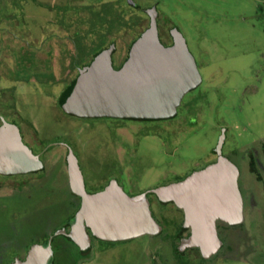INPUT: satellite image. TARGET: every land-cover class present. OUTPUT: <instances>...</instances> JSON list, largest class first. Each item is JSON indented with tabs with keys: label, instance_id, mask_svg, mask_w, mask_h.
Wrapping results in <instances>:
<instances>
[{
	"label": "rangeland",
	"instance_id": "obj_1",
	"mask_svg": "<svg viewBox=\"0 0 264 264\" xmlns=\"http://www.w3.org/2000/svg\"><path fill=\"white\" fill-rule=\"evenodd\" d=\"M41 1L51 5L61 2ZM71 1L80 5V12L68 11L64 20L70 24L67 29L51 24L55 10L39 8L37 0H0V23L25 43L20 40L13 43L16 45L4 46L12 60L6 57V66H0V86L31 77L36 81L20 84V89L15 83V89L3 91L0 115L20 127L24 141L37 153L49 143L67 142L78 157L89 192L116 180L131 195L172 183L178 176L215 161L221 131L226 129L223 154L240 168L244 221L234 226L219 224L223 245L210 258L202 257L194 248L182 255L177 253L176 232L173 229L169 233L167 228L172 226L167 225L163 233L154 236L116 242L93 239L89 257L81 260L82 252L65 235V226L75 217L80 201L69 188L67 175L52 168L60 164V171L66 169L65 148L55 146L42 157L46 173L0 175V186L17 187L13 192L2 188L0 192V264H13L32 245L46 247L47 242L53 244L54 264H264V0H135L143 6L160 2L162 42L170 44V27H179L203 77L202 85L184 97L178 116L159 123L155 135L142 134V122L80 119L62 111L59 99L70 82L66 65L73 52L65 36L74 30L73 22L79 20L76 17L93 21L104 31L107 25L93 14L97 9L110 19L115 11L125 15L134 8L127 0H120L121 4L117 0ZM106 2L109 5L103 8ZM91 3L94 10L89 13ZM27 4L32 15L28 19L21 12ZM125 17L128 21L129 15ZM87 25L80 24L82 33L88 32ZM123 26L108 29L117 42L116 66L140 33ZM53 33L55 37L49 41ZM0 35L7 39L8 34ZM111 40L105 41L110 45ZM36 41L45 43L43 50L37 52ZM96 41L95 37L87 38L89 48L79 49L80 55L74 57L78 65L91 60L95 52L91 46ZM29 42L34 44L30 47ZM60 43L64 44L62 48ZM68 48L69 54L63 55L62 49ZM60 56L64 58V71ZM51 66L57 78L67 77L66 84L48 83L53 80ZM251 154L257 160L254 167ZM39 176L44 180L30 183ZM172 211L169 215L181 221L180 211ZM159 215L156 208V218L165 225L164 216Z\"/></svg>",
	"mask_w": 264,
	"mask_h": 264
},
{
	"label": "water",
	"instance_id": "obj_2",
	"mask_svg": "<svg viewBox=\"0 0 264 264\" xmlns=\"http://www.w3.org/2000/svg\"><path fill=\"white\" fill-rule=\"evenodd\" d=\"M150 27L133 43L129 57L119 70L112 65V45L96 56L91 65L63 93V109L86 118L167 119L177 114L183 97L202 82L196 60L186 39L172 30L173 44L164 46L158 35L157 12H150ZM225 130L217 145V160L193 172L186 179L135 196L128 195L116 182L103 191L89 194L78 160L70 150L68 173L70 187L81 197L72 237L82 249L91 238L125 241L154 236L162 226L152 215L148 193L160 201L173 202L183 211V226L190 235L180 243V250L199 249L210 258L222 247L218 223L239 225L244 221V200L239 187V168L222 154ZM42 167L39 156L23 143L19 129L4 123L0 127V172L23 174ZM48 252L34 246L25 261L14 264H45Z\"/></svg>",
	"mask_w": 264,
	"mask_h": 264
},
{
	"label": "flooded vegetation",
	"instance_id": "obj_3",
	"mask_svg": "<svg viewBox=\"0 0 264 264\" xmlns=\"http://www.w3.org/2000/svg\"><path fill=\"white\" fill-rule=\"evenodd\" d=\"M61 2H58V3H56V4H54V5H51V4H49V3H47V2H43V1H41V0H37V2L38 3H36L37 5H38V7L40 8H44V9H46V10H48V9H54L55 10V13H54V18H55V20H50V23L51 24H53L54 26L55 25H61V27H65V28H67L68 29V26L70 25V24H66L65 23V18L67 17V13H68V11L70 10V9H73L74 11H75V13H79L80 12V5H76V4H72V1L71 0H67V3H64V0H60ZM89 1V0H88ZM120 4H121V1L120 0H117ZM154 2V1H153ZM27 3H32V0H27ZM106 3H109V2H106ZM127 3H129V5H131V6H133L134 8H133V10H131V12L130 13H138V14H141V15H143L142 13H143V11L141 10V11H138V10H140L139 8L137 9L136 7H137V2H135V0H127ZM50 5V7L48 8V6ZM140 4V3H139ZM28 4H27V6H25L24 5V8L22 9V11L21 12H23L24 14H25V17L28 19L30 16H32L31 15V13L29 12V9H28ZM66 6H67V8H66ZM140 6L142 7L143 5H141L140 4ZM22 7V6H21ZM93 5H92V3L90 4V6H89V13H90V11L92 12L93 11ZM97 8V7H96ZM153 8H155V10H156V12H157V16H156V23H157V28H158V35H159V39H160V41H161V43L164 45V46H166V47H168V46H171L172 44H173V37H172V30L169 32V37H170V44H168V45H165L163 42H162V40H161V38H160V32H159V26H158V21H157V19H158V11H157V9H156V7H151V8H149L148 10H147V20L145 19V20H143L141 23H140V25H138L135 29H136V31H139V32H141V34H140V36H138L131 44H130V47L125 51V54H123V55H121V59L119 60L120 62H119V64H118V66H116V64H115V60H114V55L117 53V42H114V43H111L107 48H105L102 52H104V51H106V50H108L112 45H114V50H113V52L111 53V60H112V65H113V68L115 69V70H119L122 66H123V64L125 63V61L128 59V57H129V52H130V50H131V47H132V45H133V43L134 42H136L140 37H141V35L150 27V23H151V18H150V14H149V12L153 9ZM50 11V10H49ZM91 15L89 14V16L87 17V18H89ZM127 16V15H126ZM143 17H144V15H143ZM76 18H79V20L76 22V19H75V22H73V24H74V30L71 32V33H69V34H67V36H65V37H67V40H69V42L73 45V52L71 53V54H69V48L68 49H62V54L64 55V54H66V55H68L69 54V62H68V64L66 65L67 66V69H66V75H67V77H70V82L69 83H72L79 75H80V70L81 69H83L84 67H86V66H89V65H91V63L95 60V58H96V56L97 55H99V54H95L92 58H91V60L89 61V62H87L86 64H84L83 66H76L75 67V65H73L72 64V61L74 60V57L77 55V45L76 44H78V42L80 41V39L82 38V37H84V36H87V38L89 37V38H93V37H95L96 38V36H95V34H94V32L96 31L95 29L96 28H91V25H92V22L91 23H88L87 21H81V16H77ZM145 18V17H144ZM82 22H85V24H88L87 25V27H85V29H89L88 30V32L86 31V32H83L82 33V28H80V24L82 23ZM146 23L145 25H144V27L140 30H138L137 28L139 27V26H142L143 25V23ZM72 24V25H73ZM76 25H78V26H76ZM148 26V27H147ZM8 28V29H7ZM91 30H93V31H91ZM78 31V32H77ZM180 32V31H179ZM0 33H2V34H8L7 35V39L4 37V35H0V66H6V62H7V58L6 57H10L9 59L10 60H12L11 58H12V55H11V53H9V51L6 49V47H4L5 45H8V46H11V45H16V44H13V43H16V42H19L21 39L12 31V29L10 28V27H4L3 26V24L2 23H0ZM182 33V32H181ZM11 34V35H10ZM88 34V35H87ZM51 36L49 37V41L53 38V37H55V33H53V34H50ZM182 35H183V33H182ZM184 36V35H183ZM87 38H86V40H87ZM109 38H111V39H113V35H109ZM184 38H185V36H184ZM186 39V38H185ZM22 44L24 43L22 40L20 41ZM37 43H38V47L39 48H37V52H39V50L40 49H42L43 47H44V45H45V43H40L39 41H36ZM77 42V43H76ZM87 42V41H86ZM31 43H33V42H29V45L28 46H30V44ZM186 43H187V39H186ZM25 44V43H24ZM26 44H27V42H26ZM34 44V43H33ZM32 45V44H31ZM188 45V44H187ZM41 46H42V48H41ZM60 46H61V48L64 46V44L63 43H60ZM31 47V46H30ZM3 48H4V52H3ZM188 48H189V46H188ZM43 50V49H42ZM190 50V49H189ZM48 51H49V54H48V56H49V58H50V62H51V50H49L48 49ZM191 52V51H190ZM192 53V52H191ZM193 55V54H192ZM194 56V55H193ZM5 58V59H4ZM195 58V57H194ZM63 57H61L60 56V58L58 59L59 61H60V64H61V66L63 67V71H64V67H65V64L63 63ZM196 60V59H195ZM197 63V62H196ZM52 65V64H51ZM198 66V65H197ZM51 71H52V78H53V80H51L50 82H48V83H51L53 86L54 85H56L57 83H60V82H62V83H65L66 84V82L67 81H65V79L67 78V77H63V78H57L56 77V74H55V72H54V69H53V66H51V68H49ZM199 69V68H198ZM62 72V71H61ZM199 72H200V70H199ZM61 74H64V72H62ZM200 74H201V72H200ZM4 76V75H3ZM202 76V75H201ZM34 78L33 77H31L28 81H26V80H24V81H14V84L15 83H18L17 84V87L20 89V86L21 85H25L24 83H27V84H33V83H36V81H34L33 80ZM68 83V82H67ZM202 83H203V77H202V82H201V84L197 87V88H199L201 85H202ZM14 84L12 83H9V84H3L2 86H0V99H1V94H2V92L3 91H5L4 93H6V91L8 92V91H11L12 89H15L16 88V85L14 86ZM21 84V85H20ZM26 86V85H25ZM197 88H195V89H197ZM195 89H193V90H195ZM193 90H191V91H189L188 93H190V92H192ZM21 91V90H20ZM22 92V91H21ZM64 93V92H63ZM62 93V94H63ZM187 93V94H188ZM61 94V95H62ZM186 94V95H187ZM185 95V96H186ZM184 96V97H185ZM184 97H183V99H184ZM183 99H182V101H183ZM181 104H182V102H181ZM181 104H180V106H181ZM179 106V107H180ZM63 112H65L64 110H62ZM178 112V111H177ZM76 116V115H75ZM176 116V115H175ZM175 116L174 117H172V118H175ZM79 117V116H78ZM119 119H130V118H119ZM171 119V118H170ZM133 120V119H132ZM158 120H161V119H158ZM134 122H136V121H134ZM4 123H8V124H10V125H13V126H16L18 129H19V132H20V136H21V139H22V141H23V143L32 151V153L34 154V155H37V156H39V159H40V161H41V163H42V167L39 169V170H37V171H34V172H28V173H23L24 175H28V174H34V175H39L40 173H42V172H44V173H46L45 171H46V164H45V162H44V160H43V155H47L51 150H53V149H55L57 146H61V147H64L65 148V158H64V165H65V171L63 172V171H60V164H58L57 166H55V167H52V168H54V169H56V170H58V172H59V174H66L67 175V178H66V182L68 183V185H69V188L71 189V187H70V180H69V173H68V155H69V152H70V150L74 153V155L76 156V154H75V152H74V150L72 149V147L67 143V142H65V141H60V142H53V143H49V144H47V146H46V148L43 150V152H39V153H37V152H35L34 150H33V148L31 147V146H29V144H27L25 141H24V137H23V135H22V132H21V129H20V127L18 126V125H16L15 123H13V122H10V121H8L4 116H2V115H0V127H2L3 125H4ZM223 130H225V140H226V129H222V131ZM222 131H221V134H222ZM153 135H155V134H153ZM221 136V135H220ZM219 142V141H218ZM224 143H225V141H224ZM224 143H223V146H224ZM218 145V144H217ZM56 146V147H55ZM223 146H222V154H223ZM53 147V148H52ZM224 155V154H223ZM252 155V154H251ZM225 156V155H224ZM253 156V155H252ZM226 157V156H225ZM76 158H77V160H78V157L76 156ZM228 158V157H227ZM229 159V158H228ZM217 160V151H216V159H215V161ZM215 161H212V162H210L208 165H210V164H212V163H214ZM255 161H257L256 160V158L253 156V159L251 160V165H252V167H254L253 165H254V162ZM234 163V162H233ZM78 164H79V160H78ZM235 164V163H234ZM207 165V166H208ZM236 165V164H235ZM207 166H205V167H207ZM237 166V165H236ZM79 167H80V164H79ZM205 167H203V168H200V169H198V170H196V171H199V170H201V169H204ZM238 167V166H237ZM50 168V167H49ZM239 168V167H238ZM254 169V171H255V168H253ZM80 170H81V167H80ZM196 171H194V172H196ZM239 171H240V168H239ZM81 172H82V170H81ZM193 173V172H192ZM191 173V174H192ZM190 174V175H191ZM0 175H3V176H7V177H12V176H17V175H22V174H3V173H1L0 172ZM82 175H83V179H84V185H85V189H86V191H87V193H89V194H95V193H98V192H101V191H103L107 186H109L112 182H116L120 187H122V189L128 194V195H130V196H135V195H138V194H141V193H145V192H147V191H150V190H153V189H155V188H158V187H161V186H167V185H169V184H172V183H176V182H180V181H182V180H180V181H174V182H172V183H169V184H165V185H161V186H157V187H155V188H152V189H150V190H147V191H144V192H140V193H137V194H134V195H131V194H129L125 189H124V187L121 185V184H119L116 180H112V181H110L108 184H107V186L106 187H104V188H102V189H100L99 191H95V192H89L88 190H87V187H86V182H85V177H84V174H83V172H82ZM190 175H188V176H190ZM240 175H241V172H240ZM187 176V177H188ZM66 177V176H65ZM187 177H185L184 179H186ZM183 179V180H184ZM42 180H44V178L42 177V176H39V177H37L35 180L34 179H32V181L30 182L31 184H34V182L36 181V184H38V183H40ZM239 180H240V177H239ZM1 188H2V190L3 191H7V190H9V191H11V192H13L17 187H15L13 184H11V185H2V186H0V192L2 191L1 190ZM23 191H26L27 190V188H25V187H23V188H21ZM20 189V190H21ZM3 191L1 192V193H3ZM72 191V190H71ZM0 193V194H1ZM72 193H73V191H72ZM74 194V193H73ZM78 199H79V201H80V205H79V209H80V207H81V203H82V199H81V197H79V196H77L76 194H74ZM147 198L149 199V201H150V206H151V210H152V215H153V217L157 220V222L162 226V231L159 233V234H161L162 232H163V229H165V227H168V226H172L171 227V229H169V228H167L168 230H169V233H171V231L173 230L174 232H176L177 233V223L179 222L178 221V219L177 218H174V217H172L171 215H169L170 214V212H173L172 211V209H174V208H176L177 210H179L180 211V214H182V218H180V219H182V222H183V211L182 210H180L179 208H177L176 206H175V204L173 203V202H169V203H167V204H162L161 202H163V201H160L158 198H157V196L155 195V194H153V193H148L147 194ZM156 208L159 210V213H160V217H162V216H164L163 218H165V225H163V224H161V222L156 218V216H155V212H156ZM79 209H78V211H79ZM77 211V212H78ZM77 212H76V214H75V217L73 218V220H71L65 227H66V229H65V235H66V238L69 240V242L70 243H73L74 245H76L77 246V249L79 250V251H81L82 252V258H81V260H85V258H88L89 257V253H90V250L92 249V244H93V239H96V237H94L93 235H92V233H91V231H90V229L89 228H87V233L89 234V236H90V238H91V244H90V246H89V248L88 249H82V248H80V246H78V244L75 242V240L73 239V237H72V234H71V232H72V228L76 225V221H77ZM166 214H168V215H166ZM220 223H222V222H219L218 223V228H219V224ZM168 225V226H167ZM240 225V224H239ZM234 226V225H233ZM219 231V230H218ZM173 232V233H174ZM159 234H157V235H159ZM184 234L186 235V237L185 238H188L189 237V235H190V229L189 228H187V230L184 232ZM185 238H183V239H185ZM52 240H51V242H53V240H54V237H52L51 238ZM182 239V240H183ZM34 246H39L40 247V249H42L44 252H48V255H47V258H46V261H45V264H50V262H53V264H54V258L52 257V256H54V250H53V244L51 243H49V242H47V244H46V247H43L41 244H34V245H32V247L30 248V250L34 247ZM191 249H193V248H191ZM194 249H197V248H194ZM30 250L25 254V256L23 257V258H19V259H17V260H20V261H25L26 259H27V256H28V253L30 252ZM197 250H199V249H197ZM188 251V250H187ZM86 252L88 253V255H85L86 254ZM186 252V251H185ZM200 252V251H199ZM16 260V261H17ZM15 261V262H16ZM14 262V263H15ZM13 263V264H14ZM77 264V263H76Z\"/></svg>",
	"mask_w": 264,
	"mask_h": 264
},
{
	"label": "trees",
	"instance_id": "obj_4",
	"mask_svg": "<svg viewBox=\"0 0 264 264\" xmlns=\"http://www.w3.org/2000/svg\"><path fill=\"white\" fill-rule=\"evenodd\" d=\"M159 3L160 2H154V3H152V4H150V5H145V6H140L138 3H137V9L139 8L140 10H138V11H143V15H145V16H147L148 14H147V10L149 9V8H151L152 6L153 7H156V9H157V11H158V8H159ZM103 5V8H106V7H108V5H109V3H103L102 4ZM128 5H129V3H128ZM105 6V7H104ZM94 10V9H93ZM95 16H98V18H100V19H103V24L105 25H107V29L106 30H102V27H99V26H96L94 23H93V21H92V18H91V16L88 18L90 21H92V25H91V28H96L95 30V32H94V34H95V36H96V42L94 43V45H92L91 47H93L94 49H95V52L93 53V55H92V57L95 55V54H100V53H102V51L105 49V48H107L108 46H109V44H107L106 43V39L108 40V39H111V38H109V35H110V32L108 31V29H109V27L111 26H119V24L121 25V24H124L125 26H123V27H128V29L130 28V29H133V28H136L138 25H140V23L143 21V20H145V18L143 17V15H141V14H138V13H131L130 14V12L129 13H127V14H122L121 12H114V13H112L111 14V16H110V19H108L107 17H105L104 16V14H103V12L102 11H99L98 9H97V11H95L94 13H93ZM94 15H93V17H94ZM126 15H129V18H128V21H127V19H126ZM126 20V21H125ZM162 19H161V13L158 11V19H157V21H158V26H159V22L161 21ZM122 22V23H121ZM105 25V26H106ZM148 27V26H147ZM173 29H177L178 31H180L181 32V30H180V28L179 27H177L176 25H174L173 27H170V29H169V32L171 31V30H173ZM91 31H93V30H91ZM112 34V33H111ZM140 34H141V32L139 33V36H140ZM88 35V34H87ZM184 35V34H183ZM86 38H87V36H84V37H82L81 39H80V41L78 42V46H77V55H80V53H78V51L79 52H81V51H84V47L85 48H89L88 46H90V45H88L87 44V40H86ZM114 39V38H113ZM111 40L110 42L111 43H114L115 42V40ZM105 41V42H104ZM110 43V44H111ZM77 45V44H76ZM81 51H80V50ZM78 63V61L76 60V59H74L73 61H72V64L73 65H75V67L76 66H83L84 65V63H83V65H78L77 64ZM78 78V77H77ZM76 78V79H77ZM75 79V80H76ZM74 80V81H75ZM73 81V82H74ZM72 82V83H73ZM72 83H67L66 84V86H65V90L63 91V92H65L71 85H72ZM63 95V94H62ZM62 95H61V97H62ZM61 97H60V99H59V105H60V107H61V109L62 110H64L63 109V106H62V102H61ZM178 109H179V107H178ZM65 111V110H64ZM65 114H67L68 116H73V117H77V118H80V119H92V118H86V117H78V116H75V115H73V114H70L69 112H66L65 111ZM178 116V113L176 114V116H175V118ZM105 118H107V117H105ZM109 119H119V118H109ZM171 119H174V118H171ZM120 120H129V121H136V122H142L143 124H144V130H143V132H142V134H144V135H150V134H156V133H158L157 132V130H158V126H159V123H162L163 121H166V120H170V118H167V119H161V120H158V119H120ZM155 126V127H154ZM227 131V130H226ZM225 142H226V140H225ZM225 144V143H224ZM208 165V164H207ZM207 165H205V166H207ZM205 166H203V167H205ZM203 167H201V168H203ZM192 173V172H191ZM191 173H188V174H186V175H183V176H178V178L176 179V181H180V180H183L185 177H187L188 175H190ZM162 204H167V203H169V202H161ZM187 230V228H185L184 226H183V222H182V219H181V221H179L178 223H177V233L175 234V236H174V238L176 239V242H175V246H174V249H175V251L177 252V253H179V254H184L185 253V251H187V250H189V249H191V248H188V249H186V250H180V243H181V241H182V239L183 238H185L186 237V235L184 234V232ZM163 231H164V229H163ZM163 233V232H162ZM200 253V252H199ZM85 255H88V253L86 252V254ZM200 255H201V253H200Z\"/></svg>",
	"mask_w": 264,
	"mask_h": 264
}]
</instances>
